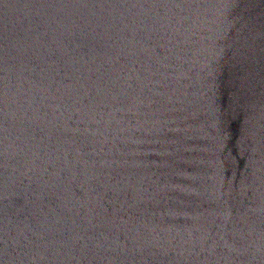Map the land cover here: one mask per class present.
I'll return each instance as SVG.
<instances>
[{
	"label": "water",
	"instance_id": "1",
	"mask_svg": "<svg viewBox=\"0 0 264 264\" xmlns=\"http://www.w3.org/2000/svg\"><path fill=\"white\" fill-rule=\"evenodd\" d=\"M0 264H264V0H0Z\"/></svg>",
	"mask_w": 264,
	"mask_h": 264
}]
</instances>
